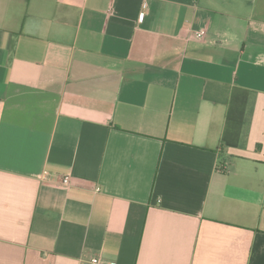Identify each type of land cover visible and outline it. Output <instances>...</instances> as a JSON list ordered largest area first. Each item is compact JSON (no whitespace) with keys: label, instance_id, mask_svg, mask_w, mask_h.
Returning a JSON list of instances; mask_svg holds the SVG:
<instances>
[{"label":"crops","instance_id":"0c3cea01","mask_svg":"<svg viewBox=\"0 0 264 264\" xmlns=\"http://www.w3.org/2000/svg\"><path fill=\"white\" fill-rule=\"evenodd\" d=\"M142 2L0 0V264H264V0Z\"/></svg>","mask_w":264,"mask_h":264},{"label":"built area","instance_id":"2783aa9c","mask_svg":"<svg viewBox=\"0 0 264 264\" xmlns=\"http://www.w3.org/2000/svg\"><path fill=\"white\" fill-rule=\"evenodd\" d=\"M149 9V6H148V0H143L142 2V13L141 15H144L147 13ZM205 36V32L204 31H197L195 33V38L198 40V41H201ZM50 177V173L49 172H44V178H49ZM60 186L63 188V189H69L71 187V181H70V177L69 175H66L64 177H62L61 181H60ZM91 264H101V261L99 258H93L91 259ZM108 264H114V263H108Z\"/></svg>","mask_w":264,"mask_h":264}]
</instances>
